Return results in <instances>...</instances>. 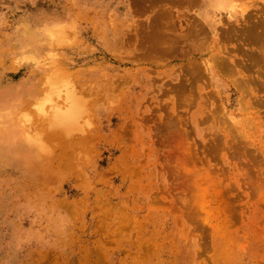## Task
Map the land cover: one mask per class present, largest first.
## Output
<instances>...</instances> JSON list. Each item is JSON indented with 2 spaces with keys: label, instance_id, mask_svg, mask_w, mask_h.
I'll return each instance as SVG.
<instances>
[{
  "label": "rangeland",
  "instance_id": "1",
  "mask_svg": "<svg viewBox=\"0 0 264 264\" xmlns=\"http://www.w3.org/2000/svg\"><path fill=\"white\" fill-rule=\"evenodd\" d=\"M234 1L0 0V149L35 144L0 156V264H264V76L243 73L254 140L238 76L205 66L249 67L225 29L264 0Z\"/></svg>",
  "mask_w": 264,
  "mask_h": 264
},
{
  "label": "bare ground",
  "instance_id": "2",
  "mask_svg": "<svg viewBox=\"0 0 264 264\" xmlns=\"http://www.w3.org/2000/svg\"><path fill=\"white\" fill-rule=\"evenodd\" d=\"M214 4H215V8H227L228 13L230 14L237 13L236 11L237 6H235V1L233 2V0H214ZM238 13L240 12L238 11ZM247 21L249 20L244 19L243 22L241 23L242 25L239 28H238V26L240 25L239 22H236V24L234 25L233 23L231 25H228L227 28L225 29V33H227L226 34L227 39H231V37L233 38L237 36L239 37L237 40H239L240 42H243L244 44L250 45L249 57H248L249 60L247 59L246 61L249 64V67L243 66L244 68L243 71L239 69L238 70L231 69L230 66L233 65V63L235 62V58L232 57V54L230 51H226L225 49H222L221 51H217V58L216 56L215 57L213 56L215 58L213 59L215 62L214 64L208 62L207 64H205V66H206V69L209 71L211 77H215L218 75L219 72L217 71L216 68L220 69L221 71L226 70L227 72L236 74L238 76L235 82H236V85L238 84V86L242 85L243 90H242L241 98H243V104H244L242 107H244V110H245L243 117H240L241 120L240 121L236 120V122L240 124L241 126V130H240V127L238 128L240 130L239 133H241L243 137L258 140L260 131H261L260 129L261 122L258 120V117L255 112L249 111L252 108H254V111H255L256 105H255L253 98H255L256 96L252 95V88H251L250 81L249 79L245 78V75L243 73L246 72L247 70L252 71L253 69H255L256 71L259 72V76H264V15L260 19L250 21L249 24H247ZM195 28L196 26H194V29ZM238 29L240 31H237ZM239 32L242 34H238ZM217 48L219 49V47ZM93 92H96V90H94ZM247 92L250 93V97L252 95L251 101L249 100V95L247 94ZM66 100L69 102L68 103L69 107L66 110H64V112H60V113L58 112L57 115L58 117L65 116L68 119V121H73L74 116L75 115L77 116V110L85 106V98L83 94L81 95V93L79 94L76 93V95L74 93V94L68 95ZM241 104L242 103H240V105ZM240 111H243V110H240ZM52 134L54 136L55 133H52ZM52 134H50V136H52ZM8 137L11 141V144L6 149H0V156L5 153L6 154L17 153L25 148L33 149L35 146V144L33 142L31 143L30 141V129L28 128H22L21 130L19 129L14 130L12 132L9 131ZM70 208L72 209V206ZM206 219H207V216H206ZM102 225H99L98 227ZM215 227L217 226H213V229ZM214 230L218 231L216 228ZM219 232H221V228L219 229ZM226 243H227L226 239L225 237H223V235L220 236L218 233V236H213V244L214 245L219 244L220 246L219 250L220 248H222L223 244L226 245ZM193 245H194V248H196L197 242H195V244ZM177 246L179 248L181 247V249L185 251L182 256L178 255L177 257L179 259L185 260L187 262L190 261L195 264V256L197 253L196 252L194 253L191 250H189V247L187 246H186L187 249L185 246H182L179 244H177ZM149 248L148 249L146 248V251H148ZM221 254L217 253L214 256L213 264H222ZM87 261L88 259H86V262ZM94 262L96 261L94 260Z\"/></svg>",
  "mask_w": 264,
  "mask_h": 264
}]
</instances>
